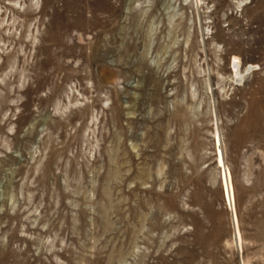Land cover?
<instances>
[{
	"label": "rangeland",
	"instance_id": "rangeland-1",
	"mask_svg": "<svg viewBox=\"0 0 264 264\" xmlns=\"http://www.w3.org/2000/svg\"><path fill=\"white\" fill-rule=\"evenodd\" d=\"M0 264H264V0H0Z\"/></svg>",
	"mask_w": 264,
	"mask_h": 264
}]
</instances>
